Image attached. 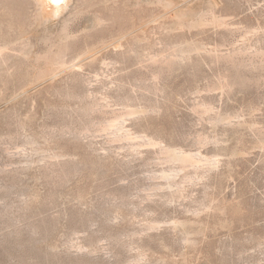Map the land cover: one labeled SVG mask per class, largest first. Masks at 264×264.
I'll return each mask as SVG.
<instances>
[{
    "label": "rangeland",
    "instance_id": "1",
    "mask_svg": "<svg viewBox=\"0 0 264 264\" xmlns=\"http://www.w3.org/2000/svg\"><path fill=\"white\" fill-rule=\"evenodd\" d=\"M52 4L0 0V264H264V0Z\"/></svg>",
    "mask_w": 264,
    "mask_h": 264
},
{
    "label": "bare ground",
    "instance_id": "2",
    "mask_svg": "<svg viewBox=\"0 0 264 264\" xmlns=\"http://www.w3.org/2000/svg\"><path fill=\"white\" fill-rule=\"evenodd\" d=\"M41 1V0H40ZM43 1H46L48 4L51 2V3H53V4H55L56 6L54 7V12L56 13L57 11H58V7L60 6H58L57 7V5L59 4V2L61 1V0H43ZM52 4V5H53ZM62 6V5H61ZM52 7V6H51ZM179 7V6H178ZM53 8V7H52ZM61 9H62V7H61ZM52 10V9H51ZM60 11V10H59ZM58 11V12H59ZM52 12V11H51ZM99 18V22H102L101 20H103L102 18H100V17H98ZM98 20V19H97ZM104 22V21H103ZM181 22H182V20H181ZM188 22V21H187ZM190 22V21H189ZM98 23V22H97ZM185 23H186V21H185ZM226 24V22H225V20H224V18H222L221 16H218V15H215V14H210V17L208 18V19H204V18H200V19H197L196 21H192V22H190V23H188V25H200V26H204V25H218V24ZM98 24H100V23H98ZM183 24V23H182ZM229 23L227 22V25H228ZM101 25V24H100ZM186 25H187V23H186ZM180 26V25H179ZM184 26H185V24H184ZM144 40H147L148 38L146 37V35H144L143 37H142ZM27 39V38H26ZM140 39H139V37L137 36V35H131V37L130 38H128L127 39V41H126V45H125V43H124V45H125V48L123 49V50H121V51H117V53L118 54H122V56H124L125 55V53H127V54H129V53H134L135 55H134V57H135V59H139V60H143V59H145V60H148L149 58H148V56H149V54H150V52L148 51V49H145L144 51H142V52H139V51H136V49H135V44H136V42L137 41H139ZM21 41H24V43L26 42V40H24V38H22V40ZM11 43H13V42H11ZM14 44V43H13ZM26 44V43H25ZM28 44V43H27ZM123 44V43H122ZM121 44V45H122ZM16 45V44H15ZM120 45V44H119ZM187 44H184V46H186ZM17 46V45H16ZM16 46L14 47V45H12V44H10V43H7V42H2L1 40H0V64H2L4 61H6V59L8 58V56H10L11 54H10V52L9 51H13V49H17L16 48ZM25 46V45H24ZM181 46V47H180ZM179 46V50L180 51H177V52H174V53H170V54H168V53H165V58L167 59V58H175V60H177V59H182L187 53L189 54V51L190 50H188V52H187V50L186 49H184L183 51H181V49H183V45H180ZM27 47V46H26ZM188 47H189V45H188ZM184 48H187V47H184ZM202 48H204V47H202ZM200 48H198L197 50L198 51H200L199 50ZM207 49V48H206ZM18 50V49H17ZM178 50V49H177ZM184 51H186V53L184 52ZM204 51H205V49H204ZM207 51V50H206ZM209 52H212L213 50H208ZM25 52V51H24ZM23 52V53H24ZM214 52H216V50L214 51ZM214 52H212L213 53V55H215V53ZM160 53V52H159ZM218 53V52H217ZM13 54V53H12ZM124 54V55H123ZM155 54V53H154ZM168 54V55H167ZM155 55H157V52H156V54ZM159 55V54H158ZM160 55H163V53H161ZM12 56V55H11ZM151 56L152 57H154V55H152V49H151ZM150 56V57H151ZM187 56V55H186ZM162 57V59H163V56H161ZM148 58V59H147ZM157 59H159V58H157ZM169 60V59H168ZM172 60V59H171ZM4 64V63H3ZM220 117V116H219ZM228 119V118H227ZM222 120H224V119H221L220 118V120L219 121H222ZM117 132V131H116ZM118 135L119 136H122L123 134L122 133H119L118 132ZM147 140V139H146ZM150 140V139H149ZM149 142V141H148ZM150 143V142H149ZM163 146V145H162ZM160 148H162V150L165 148V147H160ZM203 155V154H202ZM184 156V155H183ZM182 152L181 151H179V150H173V152L170 154V156L167 158L168 160H170V162H180L181 161V159H182ZM194 157L195 158H197V159H199V161H201L202 159H201V157L200 156H198L197 154L195 155L194 154ZM186 159V158H185ZM201 159V160H200ZM195 160V159H194ZM205 160H207V164L210 166V165H213L212 167L214 168V165H216V161H215V159L214 160H211V159H205ZM204 160V161H205ZM201 162H203V161H201ZM178 164V163H177ZM199 164V163H198ZM206 164V165H207ZM180 165V164H179ZM205 165V164H204ZM205 165V166H206ZM208 165H207V167H208ZM194 166V165H193ZM198 167V166H197ZM211 167V168H212ZM210 168V167H209ZM196 169V168H195ZM207 169V168H206ZM173 170H175L174 168H173ZM172 170V172H170V173H164V175L165 174H167L166 175V184H167V186L168 187H173V186H177V187H179V183L181 184V183H183V182H175V181H173V179H174V177H175V173H174V171ZM196 171H198V170H196ZM194 175V174H193ZM192 175V176H193ZM196 175V174H195ZM164 177V176H163ZM193 178V177H192ZM176 188V187H175ZM180 188V187H179ZM178 188V189H179ZM177 189V188H176ZM181 189V188H180ZM173 192V191H172Z\"/></svg>",
    "mask_w": 264,
    "mask_h": 264
}]
</instances>
